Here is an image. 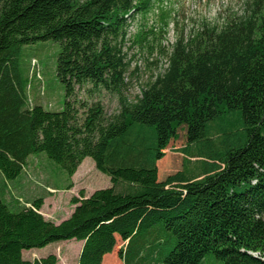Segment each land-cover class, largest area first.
Here are the masks:
<instances>
[{"label": "trees", "instance_id": "trees-1", "mask_svg": "<svg viewBox=\"0 0 264 264\" xmlns=\"http://www.w3.org/2000/svg\"><path fill=\"white\" fill-rule=\"evenodd\" d=\"M153 0H0V171L21 176L44 153L72 177L88 156L112 185L73 197L60 223L43 198L13 209L0 198V264H59L23 251L82 241L78 264H264V0H242L222 21L202 19L172 44L164 70L128 96V18ZM59 43L61 111L29 104L24 46ZM88 99L78 90L85 86ZM117 96L108 114L94 93ZM186 131L166 163L165 150ZM163 177H160V173Z\"/></svg>", "mask_w": 264, "mask_h": 264}, {"label": "rangeland", "instance_id": "rangeland-1", "mask_svg": "<svg viewBox=\"0 0 264 264\" xmlns=\"http://www.w3.org/2000/svg\"><path fill=\"white\" fill-rule=\"evenodd\" d=\"M242 0H153L147 12H137L128 18L129 29L124 47L130 61L128 96L134 99L140 89L151 78L162 72L167 65L169 52L176 38L183 33L188 36L198 27L202 19L221 22V16L229 8L240 9ZM60 46L53 40L39 41L24 46L20 63L29 77L27 88L29 104H41L50 111H61L65 103V87L56 73V63ZM85 86L78 90L82 100L88 99ZM108 114L117 112L119 105L116 95L102 89L94 93ZM179 137L172 140L165 150L166 163L180 169L183 154L177 151L186 143V131L182 127ZM163 177V173H160ZM66 173L53 163L44 153L32 154L21 176L7 181L0 171V198H4L13 209L20 205H30L36 198H43L40 212L45 218L60 223L75 209L71 202L84 191L86 197L98 189L112 185L108 174L100 171L92 157H86L78 166L69 185ZM19 198V199H18ZM83 242L75 239L51 243L44 248L23 251V257L34 260L49 254L58 258L59 264H78ZM123 242L119 239L113 253L105 257L104 264H123L118 250ZM203 264H222L214 255H208Z\"/></svg>", "mask_w": 264, "mask_h": 264}, {"label": "crops", "instance_id": "crops-1", "mask_svg": "<svg viewBox=\"0 0 264 264\" xmlns=\"http://www.w3.org/2000/svg\"><path fill=\"white\" fill-rule=\"evenodd\" d=\"M27 167V166H26ZM19 199V198H18Z\"/></svg>", "mask_w": 264, "mask_h": 264}]
</instances>
